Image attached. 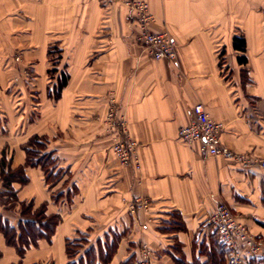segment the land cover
I'll list each match as a JSON object with an SVG mask.
<instances>
[{
  "label": "crops",
  "instance_id": "crops-1",
  "mask_svg": "<svg viewBox=\"0 0 264 264\" xmlns=\"http://www.w3.org/2000/svg\"><path fill=\"white\" fill-rule=\"evenodd\" d=\"M145 1L151 28L176 37L178 63L155 60L136 42L123 0H0V161L6 152L11 168L24 165V146L38 135L57 168L70 173L49 183L41 166H27L28 181L12 183L16 200L0 202V221L18 228L23 202L32 211L46 205L61 220L51 239L23 253L0 230V264H69L66 242L79 235L119 236L106 264H135L142 242L152 264H227L208 222L220 200L264 238V168L202 155L198 143L178 138L201 102L223 123V144L264 158V0ZM240 35L244 51L233 46ZM54 47L59 72L68 73L57 98ZM113 104L139 143V169L109 150L114 136L105 118ZM70 186L69 198L55 199ZM5 191L0 163V198ZM136 197L148 198V209L131 212Z\"/></svg>",
  "mask_w": 264,
  "mask_h": 264
},
{
  "label": "built area",
  "instance_id": "built-area-1",
  "mask_svg": "<svg viewBox=\"0 0 264 264\" xmlns=\"http://www.w3.org/2000/svg\"><path fill=\"white\" fill-rule=\"evenodd\" d=\"M130 11L132 23L136 27L135 40L155 60L166 59L178 63V44L176 37L167 30L155 31L151 28L154 16L145 0H124ZM19 59V58H17ZM105 122L113 132L111 151L123 166L140 168L138 156L139 143L130 135L127 120L113 104L106 115ZM223 123L214 120L204 104L192 106L189 122L179 128L178 138L183 142L198 143L199 151L205 156H222L238 161L243 166L259 163L264 168V158L252 159L247 154L236 153L221 142ZM150 200L136 197L129 201L131 212L148 209ZM226 249L227 264H248L252 259L263 255L264 240L254 235L238 214L223 200L218 201L214 212L208 219ZM152 250L142 242L133 258L135 264H149Z\"/></svg>",
  "mask_w": 264,
  "mask_h": 264
},
{
  "label": "trees",
  "instance_id": "trees-1",
  "mask_svg": "<svg viewBox=\"0 0 264 264\" xmlns=\"http://www.w3.org/2000/svg\"><path fill=\"white\" fill-rule=\"evenodd\" d=\"M233 46L235 49H239L241 51H244L246 49V40L243 35L235 36L233 41ZM54 50L60 51L57 47L49 49V54H52ZM239 60L241 62L246 60V57L244 55L239 56ZM50 72L52 74H58L57 75V81L54 83L53 88L51 89V95L55 98L59 97L62 88L67 83L68 80V73L65 71V69H62L59 72L58 65L54 66L52 69H50ZM36 146H39L36 148ZM44 148L47 149L46 140L45 138H42L38 135L33 136L28 143L24 146V149L26 150L27 157L26 162L24 165H21L15 169L11 168L10 162L6 157V152H3V156L1 158V181L3 183V186L6 188V191L1 194L0 202L7 205L8 202L16 200L15 191L12 187V183L14 181H18L22 184H25L28 181V177L26 175V167L27 166H41L46 174V179L49 183H53V179L50 180V174L48 171V167L50 162L49 160H45V162H42L41 158L38 157L39 151H42ZM44 156H48V159L51 157H54V154L52 151H47V153H44ZM53 159H56L55 157ZM54 161V160H53ZM52 161V162H53ZM51 162V163H52ZM59 172L55 170L54 173ZM57 174V173H56ZM55 174V175H56ZM4 195H7V198H3ZM63 191L60 190L58 193L54 195L55 199H59L63 197ZM65 197V195H64ZM70 195H68V198ZM22 216L18 228L11 226L9 221L5 219H1L0 221V230L4 232L5 237L7 239V242L11 245H15L17 248H19V251L23 253V250L25 248H28L32 244H36L38 239L45 237L48 239H51L55 228L59 221L61 220V216L59 214H52L47 215L46 214V205H42L41 207L35 209L32 211V203L26 204L25 202L22 203ZM34 214L35 217L32 215ZM85 238V237H84ZM114 238L116 241H114ZM77 238H69L66 242V248L67 253L69 255V258L71 261L69 264H97V262H102L101 264H106L113 252L115 251V248L117 247V243L119 240V236L114 235L113 238L106 239V241L101 244V241L99 240L97 248L95 253L97 260L96 262L90 258V260L85 261L82 257L79 258L78 261L73 260V253L71 250V243H73ZM112 241V242H111ZM110 243V244H109ZM109 247V248H108ZM1 255V251H0ZM261 259H264V255L252 259L248 264H256Z\"/></svg>",
  "mask_w": 264,
  "mask_h": 264
},
{
  "label": "rangeland",
  "instance_id": "rangeland-1",
  "mask_svg": "<svg viewBox=\"0 0 264 264\" xmlns=\"http://www.w3.org/2000/svg\"><path fill=\"white\" fill-rule=\"evenodd\" d=\"M123 2H124V0H123ZM128 18H129V20H131V22H132V18L130 17V11L128 12ZM133 24V23H132ZM50 57H51V61H52V65L53 66H57L58 65V68H59V70H60V68L62 67L60 64V58H61V56H60V51H58V50H54L53 49V52H52V54H50ZM50 74V77H51V79H55V74H52L51 72H49ZM55 83V82H54ZM54 86V85H53ZM112 145V144H111ZM37 147H39V146H36V148ZM109 150H110V152L112 153V151H111V146H110V148H109ZM44 153H47V149L46 148H44L42 151H39V153H38V157H40L41 158V160H42V162H45L44 161V159L46 160H49V164H51V165H49V169H48V171H49V174H50V180H52L53 182H57L59 179H64V178H70L69 177V172H68V170H64L63 168H57V165H56V159H53L54 157H51L50 159H48V156L46 157V156H44ZM113 154V153H112ZM54 160V161H53ZM53 161V162H52ZM52 162V163H51ZM119 162V161H118ZM120 163V162H119ZM123 166V165H122ZM55 170L56 171H58L59 170V172H56V173H54L55 172ZM56 174V175H55ZM69 180V182H70V179H68ZM68 180L67 181H65L64 182V185H63V187L62 188H65L66 187V182H68ZM70 184V183H69ZM60 190H62L63 191V194L65 195V197L67 198L68 197V195H70V192L72 193V190H73V186L71 187L70 186V188H69V190H67V193H66V190L64 191V189H60ZM59 189H57L56 191H55V194L56 193H58L59 191H60ZM75 190V189H74ZM12 206V205H11ZM10 207V206H9ZM21 209H20V211L22 212V209L24 208V207H20ZM34 217H35V215L34 214H32ZM85 237V238H84ZM106 239H108V242H109V237H106L105 238V240H100L101 241V244H103L105 241H106ZM263 240H264V238H262ZM114 241H116V239L114 238ZM98 242H99V240H97V241H91V240H88L87 238H86V236H84V235H79V237L77 238V239H75V241L73 242V243H71V250H72V253H73V260L74 261H78L79 260V258L80 257H82L83 258V260H84V262L85 261H88V260H90V258H92L95 262H96V260H97V257H96V253H95V251H96V249H94V248H97V245H98ZM112 242V241H111ZM110 244V243H109ZM109 248V247H108ZM152 250V249H151ZM263 254H264V248H263ZM152 255H153V252H152ZM152 258V257H151ZM133 262H134V258H133ZM102 262L100 261V263H99V261L97 262V264H101ZM149 264H152V259H151V262L149 263Z\"/></svg>",
  "mask_w": 264,
  "mask_h": 264
}]
</instances>
